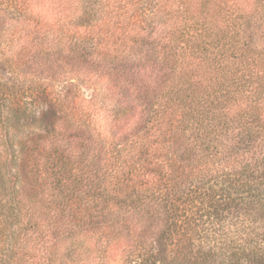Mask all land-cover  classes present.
Listing matches in <instances>:
<instances>
[{
  "label": "trees",
  "instance_id": "trees-1",
  "mask_svg": "<svg viewBox=\"0 0 264 264\" xmlns=\"http://www.w3.org/2000/svg\"><path fill=\"white\" fill-rule=\"evenodd\" d=\"M11 1L0 264H264V0Z\"/></svg>",
  "mask_w": 264,
  "mask_h": 264
},
{
  "label": "rangeland",
  "instance_id": "rangeland-1",
  "mask_svg": "<svg viewBox=\"0 0 264 264\" xmlns=\"http://www.w3.org/2000/svg\"><path fill=\"white\" fill-rule=\"evenodd\" d=\"M12 3L11 0H0V9L7 8ZM3 31H0V72L3 75V77H8V75L5 73V66L3 64V52L8 50V48H18L20 46V41H17V43L11 42V34H9Z\"/></svg>",
  "mask_w": 264,
  "mask_h": 264
}]
</instances>
